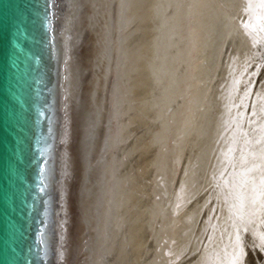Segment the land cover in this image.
Instances as JSON below:
<instances>
[{"label": "bare ground", "instance_id": "1", "mask_svg": "<svg viewBox=\"0 0 264 264\" xmlns=\"http://www.w3.org/2000/svg\"><path fill=\"white\" fill-rule=\"evenodd\" d=\"M89 2L100 137L80 264H233L237 231L234 264H264V202L230 209L237 173L264 176V34L241 27L247 0Z\"/></svg>", "mask_w": 264, "mask_h": 264}, {"label": "water", "instance_id": "2", "mask_svg": "<svg viewBox=\"0 0 264 264\" xmlns=\"http://www.w3.org/2000/svg\"><path fill=\"white\" fill-rule=\"evenodd\" d=\"M89 0H0V264H80L96 30Z\"/></svg>", "mask_w": 264, "mask_h": 264}, {"label": "snow or ice", "instance_id": "3", "mask_svg": "<svg viewBox=\"0 0 264 264\" xmlns=\"http://www.w3.org/2000/svg\"><path fill=\"white\" fill-rule=\"evenodd\" d=\"M242 11L248 16V20L241 24L245 34H264V0H259L257 4H254L252 0H247L246 7ZM241 161L242 163L246 162V157L242 156ZM251 171H253V169L250 168L237 173L233 178L230 190V194L233 197V203L230 204V209H235V214L241 220H244V210L249 201H251L252 205L258 202H264V176L261 177L260 183L257 185L254 179L249 175ZM249 184H251V188L247 189ZM260 240L261 246L264 247V236L260 237ZM240 241L241 237L239 231H237L234 241L237 253L234 257L233 264L235 260L242 261L244 258Z\"/></svg>", "mask_w": 264, "mask_h": 264}]
</instances>
